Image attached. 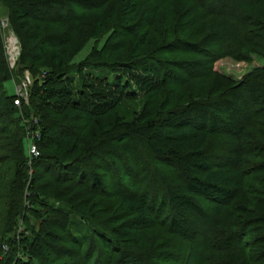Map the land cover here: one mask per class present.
Masks as SVG:
<instances>
[{
  "label": "trees",
  "instance_id": "obj_1",
  "mask_svg": "<svg viewBox=\"0 0 264 264\" xmlns=\"http://www.w3.org/2000/svg\"><path fill=\"white\" fill-rule=\"evenodd\" d=\"M163 1L172 4L164 13ZM178 1L0 0L18 31L28 27L26 36L18 33L20 63L35 78L15 105L4 85L13 76L0 77L1 120L15 125L7 130L12 157L0 159L11 161L14 174L12 184L0 182L9 212L0 210V264H214L218 252L237 254L230 264H264V164L245 160L264 151L257 144L264 131L256 129L264 127V65L240 81L216 67L226 56L264 57V0ZM162 23L157 55H147L140 49L162 33ZM93 39L85 57L73 61ZM32 118L39 156L29 164ZM132 142L172 166L171 181L154 169L158 175L138 195L134 182L145 169L135 164L129 171ZM118 173L130 193L122 194L116 221L103 217L99 201L108 194L105 181ZM49 199L76 216L69 220ZM197 235L202 241L195 243Z\"/></svg>",
  "mask_w": 264,
  "mask_h": 264
},
{
  "label": "rangeland",
  "instance_id": "obj_2",
  "mask_svg": "<svg viewBox=\"0 0 264 264\" xmlns=\"http://www.w3.org/2000/svg\"><path fill=\"white\" fill-rule=\"evenodd\" d=\"M170 1V0H169ZM175 2H177L176 4H173V6H179L180 2L178 0H175ZM166 5L171 6L172 4L167 2L165 3V1L161 2L160 4V11L163 12L166 9H169ZM218 5V4H217ZM216 5V6H217ZM73 11V10H72ZM166 12V11H165ZM49 16H53L55 13L53 10L49 11ZM64 13V12H62ZM164 13V12H163ZM164 23V21H163ZM161 25V29H162V33H153L151 35V37H148V40L146 42V45H144L143 48H141L140 50L146 51L145 49L147 48V55L148 53L152 54V55H157L156 54V50H153L154 47L157 46L158 42L162 41L161 39H163V31H164V25ZM33 24V23H32ZM0 46H2L1 49L3 52V56H4V64L2 62H0V77H2L4 74H8L9 77L13 76L14 80L12 78H9L5 81L4 85H5V89L7 91V93L9 95H14L16 94V90H18V85H22L23 83L26 84V91L28 93V89H30L32 87V83L34 82V76L30 74L29 69L28 68H24V66H21L20 63V55L22 52V38L19 37L18 33H23L24 36H26V34H28V32H26L25 30L28 28L26 27L24 30H17V26H15L13 23L9 22V18H8V13L6 12V10L4 9L3 5L0 4ZM64 29V28H62ZM29 31V30H27ZM20 34V36H21ZM95 40H91L89 41L78 53L77 55H75L73 61L78 62L80 60H82L85 55L90 51L91 48V44L92 42H94ZM261 55L264 56V51H262L260 53ZM160 56V55H158ZM157 56V57H158ZM4 65V66H3ZM259 65H264V57L262 56H256L253 55L252 56V60L247 62V61H238L230 56H226L222 59H220L219 61L216 62V67L217 70H219L222 74L224 73L225 75L231 77L233 80L235 81H240L242 80V78L244 77V75L246 73H248L253 67L255 66H259ZM2 66H3V70H2ZM5 68V70H4ZM2 75V76H1ZM4 89L2 86H0V111L2 109L3 104L5 103V99H4ZM28 95V94H27ZM27 97V96H26ZM129 103L136 108L137 107V103H133L132 101H129ZM237 114V118L236 120H239L241 117L239 116L238 113ZM14 117H16V113L14 114ZM241 120V119H240ZM6 124V126H5ZM3 123V121L1 120V113H0V159H2L3 157H7V159H11L12 157V147L13 145H11V141H12V136L10 135L11 133H8L7 130L9 129L12 130V128L15 126L14 123ZM7 129H6V128ZM224 129L223 130H228L229 132H234L235 127H229V128H225L228 127V125H224L223 126ZM4 129H6V132H3ZM258 133L260 134V130L264 131V127L260 126L258 128H256ZM13 131V130H12ZM227 131V132H228ZM140 143L138 142H132L129 143L128 149L130 151V156H131V161H130V170L132 171L135 167V164L140 165L142 164V168L145 169V173L143 174L141 171V178L139 177V179H141V182H134L137 186H139V189H141V192H138L137 194L140 195V193L142 194V190L148 188L150 186L151 181H153V179H155V176L158 175V173L155 174L154 169H164V173L162 177L165 178V180H169L173 178L174 176V172L172 169H174L172 166L170 165H165L162 162H160L157 159H154L150 152L148 151V149L146 148V146L144 145H139ZM257 144L259 145H263L264 146V137L262 136L261 138H259L257 140ZM4 149V150H3ZM8 149V150H7ZM258 152V151H257ZM258 154H256V152L254 153V157L252 156H246L245 160L249 162V167H253L259 164H264V151L262 152V156L260 158H258V156H256ZM154 162V164L152 163ZM144 163V165H143ZM153 165L156 167H153ZM13 165L11 163V161H4V162H0V182H3L2 184H12V181L14 179V174H13ZM86 170L91 169L89 166L85 167ZM166 169H168V174L166 176ZM182 169L185 171V169H187L186 166L183 165ZM122 170H126V169H122ZM121 170V171H122ZM128 170V169H127ZM245 170H252V169H245ZM255 170V169H253ZM257 170V169H256ZM31 169H29V174H30ZM161 171V170H160ZM187 171V170H186ZM260 174L261 172L264 173V168L263 169H259ZM171 173V175H170ZM186 173V172H185ZM258 173H255V176ZM187 176V175H186ZM264 176V175H263ZM120 177V173L117 174H113L112 178L113 180L105 181V187L102 189L103 191L108 192V194L104 195V198H106L104 201H99L100 204H102V207L104 208V206L106 209L103 212V217L107 218V217H116V221L120 220L119 218L121 215V211L122 208L119 205L120 199L122 198V194H129L130 191L127 190L126 188H124L123 186H125V183L127 182V179H122V184L119 183V181L116 178ZM111 178V179H112ZM170 178V179H169ZM185 178V176H184ZM136 180H138V178H136ZM185 182H187L186 178H185ZM85 185L89 184V180L87 179L85 182ZM134 184V185H135ZM190 184V183H189ZM192 185H194L192 183ZM15 187V186H14ZM16 188V187H15ZM248 189H255L253 186L248 188ZM25 191L27 192V189L25 188ZM25 194V192H24ZM2 195V193L0 192V196ZM100 194H97V197ZM2 199V198H0ZM150 196L146 197V204H151L152 200H150ZM4 199H2L3 201ZM156 200L158 201V198H156ZM154 200L153 202V209L157 208L159 206V203ZM49 205L52 207H56V208H61V209H65L66 211V215L68 217V219H73L76 215L75 213L72 212V208L70 205H67L65 203H62L58 200H52L49 199ZM0 205H1V211L4 213H9L6 212L8 211L7 209H5V205H2V202L0 201ZM188 207L185 204L184 205H180L179 207H177L174 211L177 212L180 208V210H182V212H184V209ZM82 209V208H81ZM81 209H78V211H80ZM178 209V210H177ZM83 212V210L81 211ZM102 216V215H101ZM177 219H179L178 217H176ZM207 217L204 216V219H206ZM28 219H29V223H33L34 225H36V219L35 216L32 215L31 213L28 212ZM21 225V223H18V226ZM22 226V225H21ZM56 231H58L57 229H55ZM195 243H198L200 241H202V237L201 235H197L195 236ZM261 246H253L252 250L253 252H255L256 254L259 253ZM4 250H7L6 246H3ZM217 257H219L217 259ZM229 258L228 262L226 261V259ZM238 258V255L235 253H231V254H227L224 255V253L222 252H218L213 260H214V264H230L229 261H234L235 259ZM252 264H260V262L254 263L252 262Z\"/></svg>",
  "mask_w": 264,
  "mask_h": 264
},
{
  "label": "built area",
  "instance_id": "obj_3",
  "mask_svg": "<svg viewBox=\"0 0 264 264\" xmlns=\"http://www.w3.org/2000/svg\"><path fill=\"white\" fill-rule=\"evenodd\" d=\"M18 90H16V96L14 103L15 105L20 104V98L27 99V91H26V84L23 83L22 85H18ZM31 125V126H30ZM36 126V127H35ZM34 127V128H33ZM26 136L25 139L27 141V152L29 156V164H31V160L34 158H37L39 156V149L37 145V141L40 137V129L37 124L36 118H32V121H28V124H26ZM31 173V171H30Z\"/></svg>",
  "mask_w": 264,
  "mask_h": 264
}]
</instances>
